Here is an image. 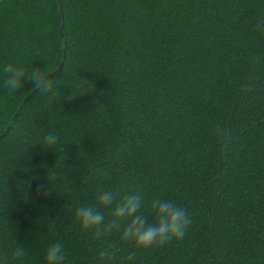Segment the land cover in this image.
Segmentation results:
<instances>
[{
    "label": "trees",
    "instance_id": "obj_1",
    "mask_svg": "<svg viewBox=\"0 0 264 264\" xmlns=\"http://www.w3.org/2000/svg\"><path fill=\"white\" fill-rule=\"evenodd\" d=\"M6 64L53 90L9 92ZM98 189L193 222L129 260L121 233L78 228L81 205L110 218ZM57 241L63 264H104L108 245L109 264H264V0H0V264H45Z\"/></svg>",
    "mask_w": 264,
    "mask_h": 264
},
{
    "label": "clouds",
    "instance_id": "obj_2",
    "mask_svg": "<svg viewBox=\"0 0 264 264\" xmlns=\"http://www.w3.org/2000/svg\"><path fill=\"white\" fill-rule=\"evenodd\" d=\"M258 27H261L258 25ZM5 75L4 87L9 92L20 90L25 80L31 81L38 91L47 93L53 90L54 80L51 76H42L39 72H33L26 76L23 67L6 64L3 67ZM216 135L226 146L229 142L227 129L216 128ZM59 137L54 132H49L45 142L51 147L56 145ZM57 172L53 168L47 174L48 182L56 181ZM99 205L110 209V218L94 205H81L75 210V218L81 232L88 233L98 242H103L104 237L113 232L121 233V240L130 242L131 250L128 259L132 260L138 252H145L155 247H162L172 242L182 240L192 224V217L186 207L173 201L154 199L151 208L155 213L154 222L149 223L148 216L141 211L144 208L143 193L113 192L107 189H98ZM9 251L15 258L27 255V249L13 241L9 245ZM116 252L108 245L100 252L104 264L112 261ZM45 264H63L65 260L64 245L57 241L47 247Z\"/></svg>",
    "mask_w": 264,
    "mask_h": 264
}]
</instances>
